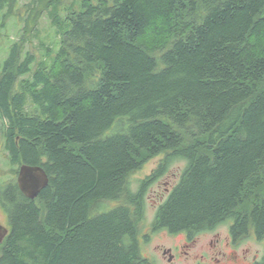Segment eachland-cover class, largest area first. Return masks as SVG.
Instances as JSON below:
<instances>
[{
	"label": "trees",
	"instance_id": "16d2710c",
	"mask_svg": "<svg viewBox=\"0 0 264 264\" xmlns=\"http://www.w3.org/2000/svg\"><path fill=\"white\" fill-rule=\"evenodd\" d=\"M21 2L0 0V42ZM53 20L57 50L22 37L0 62L11 151L50 182L6 188L0 264H155L146 196L178 161L150 232L263 242L264 0H78Z\"/></svg>",
	"mask_w": 264,
	"mask_h": 264
},
{
	"label": "rangeland",
	"instance_id": "374dc122",
	"mask_svg": "<svg viewBox=\"0 0 264 264\" xmlns=\"http://www.w3.org/2000/svg\"><path fill=\"white\" fill-rule=\"evenodd\" d=\"M33 0H22L16 15L10 18L7 29L0 42V62L3 61L14 41L22 37L27 40L25 50H31L39 58L44 52V47L49 46L55 50L58 49V27L53 20V14H58L63 17L67 8L77 7L78 0H57L55 5L47 6L49 0H37L38 6L34 11L30 8H25V3H30ZM47 6V7H46ZM28 18V21H26ZM162 157L151 159L146 163L142 169L132 174L133 188L137 187L138 180L150 175L153 170L158 166ZM185 166V162H174L166 173L158 182H156L146 196L147 202V215L144 227V234L149 233L150 238L148 242H144L142 253L144 256L154 260L155 264H169L167 256L169 252L175 253L177 259L173 264H197L201 260L202 254L209 253L210 240L215 237L210 233L200 234L193 244L184 246L185 234L177 233L170 234L166 230L159 232H150V225L154 220L156 210L159 202H161L167 195V188L170 189L180 178L181 172ZM9 172V171H8ZM2 214V213H1ZM0 214V221L2 220ZM229 225H220L216 230L222 237H227L229 234ZM216 231V233H217ZM215 241V240H214ZM170 250L167 254L164 251ZM240 250L244 255L249 257L257 254L260 258L264 253V241H259L253 235L247 236L240 246ZM186 252H189L188 254ZM171 263V262H170ZM207 264H220L216 259L206 260Z\"/></svg>",
	"mask_w": 264,
	"mask_h": 264
},
{
	"label": "flooded vegetation",
	"instance_id": "af4514ba",
	"mask_svg": "<svg viewBox=\"0 0 264 264\" xmlns=\"http://www.w3.org/2000/svg\"><path fill=\"white\" fill-rule=\"evenodd\" d=\"M19 142V139H17L15 144L18 150L20 149ZM12 147L14 146L11 143V140L7 138L4 125L0 122V214L2 213V220L0 221V231L3 230L2 227L7 229L8 231L4 237V240L8 236L10 229L9 213L6 210V206L4 205L5 203L3 201V198H5L4 192L6 188L16 186L24 196L30 198L22 191L19 183V175L22 166L29 164L25 162L23 157L19 155L18 157H15V155H13L11 151ZM166 190L168 192L169 189L167 188ZM216 231L217 230L215 229L206 232L212 234L215 239L210 240L211 248L209 249V253L206 252L202 254V258L197 262V264H207L205 263V261L211 258L216 259L217 262H220V264H257L258 260L260 259L257 254L249 257L246 254L244 255V253L240 250V246L243 243L244 239L247 238V236L233 237L231 236L229 231L227 237H222L219 235V232L217 231L216 233ZM194 242L195 240L188 241V239L185 237L184 246L193 244ZM170 253L173 255V259L172 261H170L171 263L169 262V264H173L177 259V255L173 253L172 250ZM186 253L188 254L189 252ZM169 256L170 255L167 256L168 260Z\"/></svg>",
	"mask_w": 264,
	"mask_h": 264
},
{
	"label": "water",
	"instance_id": "95a60500",
	"mask_svg": "<svg viewBox=\"0 0 264 264\" xmlns=\"http://www.w3.org/2000/svg\"><path fill=\"white\" fill-rule=\"evenodd\" d=\"M19 183L22 191L33 199L48 185L49 177L46 171L40 166L23 165L20 170ZM2 229L0 231V244L8 232L7 229L3 227ZM169 251H164V254H167ZM172 259L173 255L170 254L169 261H172Z\"/></svg>",
	"mask_w": 264,
	"mask_h": 264
},
{
	"label": "bare ground",
	"instance_id": "6f19581e",
	"mask_svg": "<svg viewBox=\"0 0 264 264\" xmlns=\"http://www.w3.org/2000/svg\"><path fill=\"white\" fill-rule=\"evenodd\" d=\"M50 183V182H49Z\"/></svg>",
	"mask_w": 264,
	"mask_h": 264
}]
</instances>
